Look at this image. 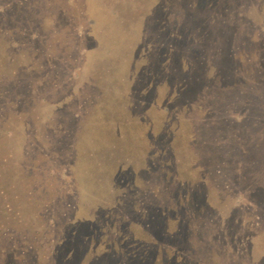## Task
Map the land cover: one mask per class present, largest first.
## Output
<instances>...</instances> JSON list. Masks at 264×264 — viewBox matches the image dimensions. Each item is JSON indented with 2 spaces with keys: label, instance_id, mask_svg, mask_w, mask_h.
Returning <instances> with one entry per match:
<instances>
[{
  "label": "rangeland",
  "instance_id": "rangeland-1",
  "mask_svg": "<svg viewBox=\"0 0 264 264\" xmlns=\"http://www.w3.org/2000/svg\"><path fill=\"white\" fill-rule=\"evenodd\" d=\"M216 72L264 95V0H0V90L22 87L0 121V264L84 262L77 216L99 264H264V104L231 98ZM91 110L102 124L85 132ZM109 114L126 137L107 135Z\"/></svg>",
  "mask_w": 264,
  "mask_h": 264
},
{
  "label": "trees",
  "instance_id": "trees-1",
  "mask_svg": "<svg viewBox=\"0 0 264 264\" xmlns=\"http://www.w3.org/2000/svg\"><path fill=\"white\" fill-rule=\"evenodd\" d=\"M231 52H229V54L227 55L228 57H229V59H234V55L233 54H230ZM52 62L51 61V58L50 59H48V62ZM249 62H250V59L249 58H244V65L246 64L247 66L249 65V66H251L250 64H249ZM248 63V64H247ZM202 62H200V64H199V68H201L202 69ZM259 65V64H258ZM255 67L256 66H254L253 65V69H254V72H255V74L253 75V78L256 80H258V81H260L261 80V77H262V71H261V69H260V67L259 68H256L255 69ZM249 77H252L250 74H247L246 76H241L240 77V79H233V81L230 83V82H227V78H225V77H221L220 75H218L217 74V72H216V75L215 76H212V80H213V82L214 83H218L217 84V86L218 85H221V84H238V86H236L237 87V89H235V90H233L231 93H232V96H230L231 98H234V99H239V102H242V100L243 101H248L249 100V98H251L252 100H253V102H255L257 105H259V106H263V104H264V95H261V96H256L255 95V93H254V91L253 90H251L252 92H244V94L240 91V88H238V87H241V86H245V85H248V83H249ZM251 83V82H250ZM22 87H20V85H19V80H17L16 79V81L14 80L13 81V83H12V86H10L9 88H5V90H0V98H7L8 97V99H7V102H4V101H1V99H0V101L2 102V104H0V121L1 120H4L3 118H4V116L6 115V111H7V113H9L10 111H13L14 112V114L15 115H17L16 113H17V111L13 108H11V109H9V107H8V105L7 104H11V103H13L14 102V100L15 99H22V96H20V94H19V91H20V89H21ZM248 89V88H247ZM23 90V89H22ZM249 93V94H248ZM177 94V93H176ZM222 95V94H221ZM250 99V100H251ZM96 104V103H95ZM97 105H94V103L91 105V107H96ZM5 108H7V109H5ZM92 109V108H91ZM162 109V108H161ZM105 110H107V109H105ZM163 110V109H162ZM94 110H91V119L93 118V120H90V121H88V125L90 126V127H86V130H85V132L87 131V130H89V132H91V128L94 130V115H95V117H97V119H98V122H100V124H102L101 123V115L102 114H99V115H97L98 114V112H95L96 114H94ZM171 113V112H170ZM8 116V115H7ZM109 116V117H108ZM161 116H163V115H161ZM104 119H106V121L107 122H105V125H108V126H104L105 127V129H106V131H107V135H109V136H111V137H113V138H119V137H121V138H124V137H126V134H125V128H126V126H122V128H120V127H117L115 124H114V120L111 118V114H109V115H106L105 116V118ZM176 123V124H175ZM177 121H176V119H174V126H175V128H172L171 127V125H170V128H169V132H170V134H174V135H176L177 137H179V138H182V136L181 135H183V134H180V133H178L177 132V129H178V126H177ZM177 126V127H176ZM251 128H253V129H258L257 131H258V133L256 134L257 136V138H259V131L261 130V128H262V126H263V122H258V121H252V123H251ZM85 128V127H84ZM103 129V128H102ZM184 133H186V130L184 131ZM85 135V136H84ZM84 135H81L82 137H81V139H85V138H87V135L84 133ZM106 139H109L108 137H106ZM87 140H88V142L90 141V139L89 138H87ZM129 145H133V142L132 141H130L129 140ZM82 145H81V142L78 140V141H75V142H72V143H68L67 144V147L68 148H66V150L65 151H67L68 153H71L73 156H74V159H73V161H75L76 159H79L80 158V154H81V151H82V147H81ZM55 148L56 149H58L59 151H61V147H59V146H55ZM41 151H42V149H39V150H37L36 152L37 153H41ZM57 153H59V154H61V152H57ZM239 154H241L242 155V153L241 152H238ZM91 155V154H90ZM263 155H261V157H262ZM237 157V159L239 158L238 156H236ZM242 157H243V155H242ZM264 158V157H263ZM71 162H72V160H71ZM78 162H79V160H77V164H78ZM68 164V163H67ZM92 165V164H91ZM69 167H70V165H69ZM96 170H99L100 169V167L99 166H97L96 164H94V166H93ZM195 168H197V167H195ZM195 168L193 169V170H195ZM162 175H165V173H161ZM89 177H91V174H90V172H84V173H81V174H79V178H74V180H75V182H76V180H79V187H80V189H81V191L83 192V191H85V189H87L89 186L88 185H90L89 183L90 182H88V179H89ZM261 179H263L264 180V176H262V175H260V177L259 178H256V182H258V181H260ZM185 182L184 181H180V182H177V185H176V188L178 189V191H180V188H179V185L178 184H181V185H183ZM257 185H263V187H264V182H260V184H257ZM174 198V199H173ZM180 198V197H179ZM169 205L165 208V209H163L162 211H160V216L162 215V217H163V219L165 220H167V221H169L170 222V225L173 227V229L175 228V226L177 225V223L180 221V216H179V206H178V204H177V201L175 200V196H169ZM185 201V200H184ZM187 201V200H186ZM180 204H181V206H184L183 205V201H182V199H180ZM193 206H194V204H193ZM171 207L173 208V209H171ZM195 207V206H194ZM169 209H171V212L172 213H174V214H170L169 212H170V210ZM103 219V218H102ZM117 219V218H116ZM125 219V218H124ZM72 221V223L70 224V228H69V231H75V232H71V233H69V234H67V236H68V238H69V240H73V239H78V238H80L81 239V242H80V244H82V247L84 246L85 247V249L84 250H81L80 251V253H81V255H84V253H85V256H87L88 258L84 261V262H82V263H80L79 262V260H76V258L77 259H79L78 257H76L75 258V260H76V262H75V260H74V262H75V264H99L100 262H103V257L101 256V253H96V252H94V250H95V248H96V246H94L92 243H91V238L95 235V233L97 232L96 231V229H95V227L93 226V224L90 222H88V221H86V220H82L81 218H78V216L77 217H75L74 218V220H71ZM125 222V225H126V228H127V231L129 232V233H131L133 230H132V225H129L126 221H124ZM103 223L107 226V224H109V220H106V222L105 221H103ZM136 223L138 224V226H136V229L135 230H137V231H139L141 228L143 229H149V225L146 223V221L144 220V221H141V220H138V221H136ZM163 223V222H162ZM104 229H105V232H107L108 230H111L108 226L105 228L104 227ZM120 229H123V228H118V230L117 231H120ZM117 231H113L112 232V235L114 236V238H116V240H118L117 242L120 244V245H122V241H121V239H120V235H119V233L117 232ZM131 231V232H130ZM101 232V231H100ZM105 232H104V234H105ZM156 233V232H155ZM73 234H75L76 235V237L73 235ZM103 234V235H104ZM78 235V236H77ZM68 238H67V240H68ZM124 241V240H123ZM116 242V243H117ZM69 244H71V243H69ZM70 247H71V245H70ZM104 247L106 248L107 247V245L104 243ZM112 248V247H111ZM67 249H69V248H67ZM68 258H69V255H68V257L66 258V260H67V262H69L68 261ZM112 258H113V261H116V263L118 262V263H122V264H126V262H130V261H133L131 258H125L123 261H118L117 260V257H116V255L115 254H112ZM173 260V259H172ZM135 263L136 264H141V262H138V261H135Z\"/></svg>",
  "mask_w": 264,
  "mask_h": 264
}]
</instances>
